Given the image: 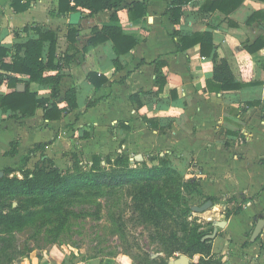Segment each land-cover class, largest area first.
I'll list each match as a JSON object with an SVG mask.
<instances>
[{
	"label": "crops",
	"instance_id": "0c3cea01",
	"mask_svg": "<svg viewBox=\"0 0 264 264\" xmlns=\"http://www.w3.org/2000/svg\"><path fill=\"white\" fill-rule=\"evenodd\" d=\"M30 1L27 11L17 13L13 0H0V45L12 49L15 43L34 36L38 26L58 31V53L63 54L69 26H76L79 51L60 70L63 78L57 103L66 107L65 92L75 87L78 107L56 120L45 119L43 108L23 118L0 108V171L21 163L38 144L46 147L35 150L29 163L34 158L37 162L44 152L59 168L67 160L73 162L77 154L89 166L94 155L111 160L120 154L137 160L141 155V160L148 161L166 157L172 169L196 181L205 197L215 199L214 205H218L207 212L206 219L227 222L211 241L212 258L222 264H264V228L251 241L259 215L264 217V47L255 53L247 49L258 38L264 40V0H244L230 15L202 13L205 0H191L182 6L176 24L171 19L172 0H124L118 16L123 32L133 35L137 44L120 57L119 70L111 41H89L94 28L101 29L110 21L111 10L90 14L80 8V22L72 25L74 12L58 15L59 0ZM136 3L141 6L129 7ZM256 12L259 14L248 22ZM174 31L183 35L211 32L219 60L228 61L235 81L243 86L210 91L214 61L202 55L200 44L178 50ZM4 60L10 63L13 53ZM90 72L98 74L97 84L89 80ZM249 80L254 83L244 84ZM30 90L47 98L52 85L31 83ZM11 91L6 82L0 86L2 94ZM134 95L141 104L132 100ZM89 101L97 103L87 107ZM15 141L17 154L7 155ZM102 163L106 164L104 159ZM228 198H235L242 209L226 219L222 209L235 206ZM200 258L201 254L189 257V264H202ZM17 264L52 263L32 253ZM76 264L104 263L94 258Z\"/></svg>",
	"mask_w": 264,
	"mask_h": 264
},
{
	"label": "trees",
	"instance_id": "16d2710c",
	"mask_svg": "<svg viewBox=\"0 0 264 264\" xmlns=\"http://www.w3.org/2000/svg\"><path fill=\"white\" fill-rule=\"evenodd\" d=\"M191 0H172L171 19L173 23H178L182 16V6L186 5ZM244 0H205L200 7L203 13L220 11L226 15H230L239 9ZM124 0H59L58 15H66L70 12L78 11L80 8L89 10L90 14H96L101 11L111 10L110 21L105 23L101 29L94 28V36L90 38V42L97 44L99 42L111 41L116 58L114 60L116 69L121 68L120 57L131 51L137 44V40L133 35H128L123 32V28L118 16V11L124 7ZM141 5L136 3L130 8H139ZM12 7L15 12L20 13L27 11L31 7V1L24 2L23 0H13ZM128 7V6H126ZM144 13V12H143ZM259 13H254L248 20L251 22ZM36 34L30 36L22 42L15 43L12 49L0 45V86L6 82L12 89L7 94L0 93V108L5 111H10L16 117L33 116L37 109L43 108L44 118L47 120L60 119L64 114L78 107L77 90L75 87H70L65 92L66 107H59L57 100L61 94V83L63 75L60 70L71 63L76 58V53L79 49L76 46L80 35L79 29L76 26H69L66 34L68 41L67 50L63 54L58 53L59 33L56 30H42L38 26L35 28ZM25 30H28L27 27ZM178 38V50H185L188 46L195 44L201 45V53L206 57H211L214 61V77L208 81L210 91H228L240 89L243 83L235 81V75L226 59H220L213 43V35L209 31L195 32L191 35H183L179 31L172 33ZM264 47L263 38H258L247 49L255 53ZM13 53V60L10 63L5 62V57ZM58 70L55 75L50 74V71ZM17 75H27L24 79ZM95 72H90L88 78L91 82L97 84ZM104 82L106 79L101 78ZM31 83L40 85L51 84L52 90L50 97L40 98L34 92H31ZM246 83H254L249 80ZM25 85L24 90H19L18 85ZM162 86L164 81H162ZM132 100L141 104L137 95L132 96ZM97 101H89L87 107H92ZM45 144H38L27 155L21 159V163L17 168L7 167L5 169V177H0V183L6 185L7 194L25 198L27 202L33 205H42L41 212L49 213L55 209L53 201L59 196H67L73 194V188L80 183L88 182L94 186H101L106 183L114 184L122 182L129 172L109 173L107 172L108 165H117L121 162L130 166V158L124 154H120L115 160L109 157L102 158L100 155L93 156V163L90 166L88 173L66 174L60 169L56 163L42 152L40 159L36 162L33 169L28 168V163L31 154L35 150H44ZM18 152V141L12 143L11 150L7 155H15ZM105 160L106 164L102 161ZM138 162V161H136ZM168 162V160H167ZM139 163V162H138ZM81 160L75 155L73 167L82 169ZM169 162L166 168L157 166L155 168H147L148 171L156 173H165L169 170ZM172 169V168H171ZM88 170V169H87ZM82 171V170H81ZM17 173L18 175L10 178L7 175ZM111 182V183H110ZM193 179L189 180V184H196ZM207 200L215 201L212 197ZM228 202L235 203L233 208L225 209V218L228 219L231 215L241 211L242 205H239L235 198H228ZM9 210L0 212V233H11L16 230H21L28 224L32 223L38 211L28 210L25 213L21 212V206L10 204ZM144 221L151 223L157 229L162 226L160 224L161 215L154 207L141 208ZM210 225L213 222H208ZM214 229V228H212ZM207 234L197 232L194 229L188 244L177 245L175 241L170 242L168 239L162 238L164 250L169 257H173L176 252L182 251L185 254H201L200 263L202 264H222L219 260L212 258V243L208 239H203ZM168 264V262H167Z\"/></svg>",
	"mask_w": 264,
	"mask_h": 264
},
{
	"label": "rangeland",
	"instance_id": "374dc122",
	"mask_svg": "<svg viewBox=\"0 0 264 264\" xmlns=\"http://www.w3.org/2000/svg\"><path fill=\"white\" fill-rule=\"evenodd\" d=\"M77 157L83 160L82 171L73 167L74 161L67 160L60 167L64 173L89 172V161L78 154ZM35 160L29 163L30 169L34 168ZM167 160L159 156L151 161H138L132 156L129 168L122 162L108 165L109 173L130 174L114 184L80 183L73 188V194L57 197L53 201L57 209L49 213L41 212L40 204L33 205L25 198L7 194L6 185L0 183V212L8 211L10 204L20 205L22 213L38 211L34 221L23 229L0 233V264H17L32 253L46 257L52 264L85 263L94 258L104 264H167L179 258L185 253L178 251L169 257L162 238L180 245L188 244L194 229L207 235L213 233L207 212L218 204L197 213L193 206L207 201L197 183L189 184L184 174L171 167L165 173L148 171L147 168L157 166L166 168ZM15 175L21 178L17 173L7 176ZM151 207L161 215L160 229L144 221L141 208ZM222 211L224 218L225 210ZM185 255L193 258L196 254Z\"/></svg>",
	"mask_w": 264,
	"mask_h": 264
},
{
	"label": "water",
	"instance_id": "95a60500",
	"mask_svg": "<svg viewBox=\"0 0 264 264\" xmlns=\"http://www.w3.org/2000/svg\"><path fill=\"white\" fill-rule=\"evenodd\" d=\"M82 17V12L81 11H76L74 13L71 14L70 16V24L72 25H78V23L80 22V19ZM25 87L24 85H20L19 86V90H23ZM138 160L142 159L141 155H138ZM4 175L3 171H0V177H2ZM214 205V202L212 200H207L204 204H202L201 206H193V210L197 213H204L207 210H209L210 208H212ZM259 220L255 226V229L253 231L252 234V238L251 241L255 242L257 240V238L259 237V235L261 234L263 228H264V217L262 214L259 215ZM227 222L226 220H220V221H214L213 222V233L206 235L203 239H208L209 242H211L213 239H215L218 235L219 229H223L225 228ZM190 259L187 255L182 254L179 258L175 259V260H170L168 264H189Z\"/></svg>",
	"mask_w": 264,
	"mask_h": 264
},
{
	"label": "built area",
	"instance_id": "2783aa9c",
	"mask_svg": "<svg viewBox=\"0 0 264 264\" xmlns=\"http://www.w3.org/2000/svg\"><path fill=\"white\" fill-rule=\"evenodd\" d=\"M224 212H225V211H224ZM207 220H208L209 222H212L213 218L210 217V218H208Z\"/></svg>",
	"mask_w": 264,
	"mask_h": 264
}]
</instances>
